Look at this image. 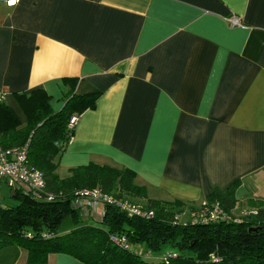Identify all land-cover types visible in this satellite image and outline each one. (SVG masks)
Returning a JSON list of instances; mask_svg holds the SVG:
<instances>
[{"label": "crops", "instance_id": "0c3cea01", "mask_svg": "<svg viewBox=\"0 0 264 264\" xmlns=\"http://www.w3.org/2000/svg\"><path fill=\"white\" fill-rule=\"evenodd\" d=\"M67 77L98 98L60 177L118 164L153 199L198 205L238 179L237 210L264 200V0H0V93L23 123L15 94L43 88L57 111ZM0 264L29 263L6 246Z\"/></svg>", "mask_w": 264, "mask_h": 264}, {"label": "trees", "instance_id": "16d2710c", "mask_svg": "<svg viewBox=\"0 0 264 264\" xmlns=\"http://www.w3.org/2000/svg\"><path fill=\"white\" fill-rule=\"evenodd\" d=\"M64 81L70 90L57 111L43 88L15 94L25 123L0 101V146L25 147L27 166L44 179V187L34 194L16 186L10 191L13 203L0 202V249L22 248L29 264L46 263L55 253L85 264H264V200L248 199L244 209L237 210L238 179L225 189L212 188L206 202L196 205L179 198H149L146 186L137 184L136 173L118 164L90 162L60 177L59 159L75 127L69 128L68 120L94 108L98 98V93H75V78ZM94 188L152 214H128L117 203L105 202L100 217L89 214L92 221L84 220L74 202L81 191ZM215 206L224 216L212 220L209 213ZM185 212L187 220L180 221ZM67 216L74 226L60 231ZM111 235L125 238L127 246ZM165 245L175 249L158 261L147 260Z\"/></svg>", "mask_w": 264, "mask_h": 264}, {"label": "built area", "instance_id": "2783aa9c", "mask_svg": "<svg viewBox=\"0 0 264 264\" xmlns=\"http://www.w3.org/2000/svg\"><path fill=\"white\" fill-rule=\"evenodd\" d=\"M7 3H15L12 0H3ZM231 22H236L232 18ZM3 99L0 93V101ZM77 117L71 116L68 120V127L73 128L76 124ZM26 148L25 147H9L2 148L0 146V182L4 180L11 188L16 186L23 187L26 191L35 193L44 187V179L39 170L31 169L26 164ZM105 202L117 203L119 207L125 210L128 214H152V212H145L141 206L132 204L128 201L116 200L110 194H104L99 189H84L80 192L79 198L74 202L80 208L88 209L89 214L100 212ZM204 203V202H203ZM101 207V208H100ZM210 219H217L223 217L224 213L220 207L215 206L209 213ZM202 216V215H201ZM111 239L123 246L126 245L125 238L118 235H111Z\"/></svg>", "mask_w": 264, "mask_h": 264}, {"label": "rangeland", "instance_id": "374dc122", "mask_svg": "<svg viewBox=\"0 0 264 264\" xmlns=\"http://www.w3.org/2000/svg\"><path fill=\"white\" fill-rule=\"evenodd\" d=\"M10 191H11V187L4 180H2L0 182V202L2 204H11V203H13V199L10 197ZM75 206L78 207V205H75ZM101 212H102V208H101L100 212H97L95 214L93 213V218L100 217ZM81 213L84 216V220H91L88 217L89 212H88L87 208L81 207ZM179 220L180 221L187 220V212L181 214L179 216ZM73 226H74V223L72 222L71 217L67 216V217H65V219L61 223V225L59 227V230L60 231L69 230ZM173 249H175V248L171 247L169 245H165L160 250H158L156 253L152 254V256L147 257V260L148 261H158L160 259V257L162 256V254L166 253L167 251L173 250Z\"/></svg>", "mask_w": 264, "mask_h": 264}, {"label": "snow or ice", "instance_id": "6c2138e0", "mask_svg": "<svg viewBox=\"0 0 264 264\" xmlns=\"http://www.w3.org/2000/svg\"><path fill=\"white\" fill-rule=\"evenodd\" d=\"M12 2H14V0H12Z\"/></svg>", "mask_w": 264, "mask_h": 264}]
</instances>
